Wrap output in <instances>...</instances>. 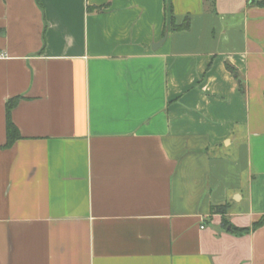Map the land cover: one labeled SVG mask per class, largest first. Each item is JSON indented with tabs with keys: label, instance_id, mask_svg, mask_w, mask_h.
<instances>
[{
	"label": "crops",
	"instance_id": "crops-1",
	"mask_svg": "<svg viewBox=\"0 0 264 264\" xmlns=\"http://www.w3.org/2000/svg\"><path fill=\"white\" fill-rule=\"evenodd\" d=\"M40 2L0 0V264H264L230 232L264 216V0Z\"/></svg>",
	"mask_w": 264,
	"mask_h": 264
},
{
	"label": "trees",
	"instance_id": "trees-1",
	"mask_svg": "<svg viewBox=\"0 0 264 264\" xmlns=\"http://www.w3.org/2000/svg\"><path fill=\"white\" fill-rule=\"evenodd\" d=\"M37 1L39 4H41L40 0H37ZM210 1L212 2L213 5L215 4V0H210ZM263 4L264 2L260 3V5H263ZM172 24H173L172 27L174 31L189 30L190 28L189 19H186L185 23L181 26H176L173 20H172ZM232 72L234 73L235 77L238 78L237 73H235L234 70H232ZM240 88L243 89L241 82H240ZM18 101L19 99H13L7 103V143L5 146H3L4 149L10 148L11 146H13V144L16 141L20 139L19 131L17 127L11 121V110L17 105ZM214 209H216L220 213H223L225 207H214ZM223 225L230 227V224L225 217H223ZM262 226H264V216H262V218L259 221L255 222L251 228L239 229L231 225L230 232L235 235L242 236L245 234H249L252 230H256Z\"/></svg>",
	"mask_w": 264,
	"mask_h": 264
},
{
	"label": "water",
	"instance_id": "water-1",
	"mask_svg": "<svg viewBox=\"0 0 264 264\" xmlns=\"http://www.w3.org/2000/svg\"><path fill=\"white\" fill-rule=\"evenodd\" d=\"M165 40V39H164Z\"/></svg>",
	"mask_w": 264,
	"mask_h": 264
}]
</instances>
